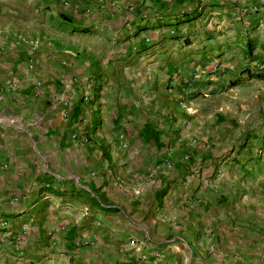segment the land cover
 I'll return each mask as SVG.
<instances>
[{
	"label": "crops",
	"instance_id": "0c3cea01",
	"mask_svg": "<svg viewBox=\"0 0 264 264\" xmlns=\"http://www.w3.org/2000/svg\"><path fill=\"white\" fill-rule=\"evenodd\" d=\"M263 46L264 0H0V264H264L189 134Z\"/></svg>",
	"mask_w": 264,
	"mask_h": 264
},
{
	"label": "rangeland",
	"instance_id": "374dc122",
	"mask_svg": "<svg viewBox=\"0 0 264 264\" xmlns=\"http://www.w3.org/2000/svg\"><path fill=\"white\" fill-rule=\"evenodd\" d=\"M245 68L264 71V50L259 48L249 61L245 58L217 93H206L193 101L189 134L197 144L209 146L203 165L212 168L208 176L211 183L230 189L237 185V193L243 192L263 205L264 82L249 80L241 73ZM235 81L240 84L231 87Z\"/></svg>",
	"mask_w": 264,
	"mask_h": 264
},
{
	"label": "trees",
	"instance_id": "16d2710c",
	"mask_svg": "<svg viewBox=\"0 0 264 264\" xmlns=\"http://www.w3.org/2000/svg\"><path fill=\"white\" fill-rule=\"evenodd\" d=\"M262 49L264 50V46H263ZM254 50H255V47L252 46L251 44H248L247 48H246L245 55L246 56H252ZM241 73L242 74L246 73L247 78L249 80L254 79V80H258V81H263L264 82V71L250 72L249 68H245V69L241 70ZM239 84H240V81H235V82H231L229 85L232 87V86H236V85H239Z\"/></svg>",
	"mask_w": 264,
	"mask_h": 264
}]
</instances>
